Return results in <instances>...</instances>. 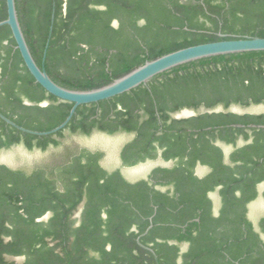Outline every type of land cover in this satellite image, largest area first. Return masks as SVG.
Listing matches in <instances>:
<instances>
[{
    "label": "trees",
    "instance_id": "1",
    "mask_svg": "<svg viewBox=\"0 0 264 264\" xmlns=\"http://www.w3.org/2000/svg\"><path fill=\"white\" fill-rule=\"evenodd\" d=\"M15 5L37 65L75 90L185 47L264 38V0ZM71 106L35 82L9 26H0V113L43 132ZM254 106L264 107V51L177 66L78 106L50 135L0 119V152H16L13 165L0 163V264H178L180 248L181 264H264V211L251 208L259 195L264 201V111H233ZM94 135L121 138L110 164L105 150L83 143ZM148 162L161 164L136 178L124 172ZM198 166L207 172L196 174Z\"/></svg>",
    "mask_w": 264,
    "mask_h": 264
},
{
    "label": "water",
    "instance_id": "2",
    "mask_svg": "<svg viewBox=\"0 0 264 264\" xmlns=\"http://www.w3.org/2000/svg\"><path fill=\"white\" fill-rule=\"evenodd\" d=\"M7 17L5 20L0 21V26H9L14 41L16 43V48L23 59V62L29 71V73L34 78L35 82L38 83L46 92L55 96L56 98L72 103V106L68 112V115L64 121L49 131H33L26 129L22 126L17 125L3 114L0 113V119H2L7 124L13 126L14 128L37 136H46L64 128L67 123L71 120L75 110L78 106L83 104L95 103L102 100L112 98L114 96L120 95L122 93L128 92L133 88L141 84H146L154 76L168 71L177 66L196 61L203 58L252 52V51H264V38L260 37H236L233 39L220 40L210 43H203L198 45H193L178 49L176 51L164 54L156 59L146 61L144 64L136 67L127 74L114 79L109 84L104 86L89 89V90H75L63 87L55 83L47 74L43 67H39L35 62L28 44L26 42L25 36L23 34L18 14L16 10L15 0H5ZM53 21V12L51 15V22ZM51 29H49V37L51 34ZM49 37L46 41L43 56L45 57L46 50L49 43ZM151 224L145 230L144 233L150 229ZM139 245V237L137 238Z\"/></svg>",
    "mask_w": 264,
    "mask_h": 264
},
{
    "label": "rangeland",
    "instance_id": "3",
    "mask_svg": "<svg viewBox=\"0 0 264 264\" xmlns=\"http://www.w3.org/2000/svg\"><path fill=\"white\" fill-rule=\"evenodd\" d=\"M235 112H262L264 111V107L261 106H254L250 107L246 110H240L238 108H233ZM181 116H189V112H183ZM121 138H109L101 135H94L89 139H84L83 143L91 148H100L106 151L107 157L106 161L104 162L106 165L110 164L115 159L116 150L118 145L120 144ZM16 155V152H0V162L6 163L9 165H13V158ZM154 164L147 163L144 165H140L131 169H126L124 172L128 177L136 178L143 174H145ZM252 209L256 211L263 212L264 211V204L257 203L251 206ZM17 261H20V258H16Z\"/></svg>",
    "mask_w": 264,
    "mask_h": 264
},
{
    "label": "crops",
    "instance_id": "4",
    "mask_svg": "<svg viewBox=\"0 0 264 264\" xmlns=\"http://www.w3.org/2000/svg\"><path fill=\"white\" fill-rule=\"evenodd\" d=\"M27 104H29V103H27ZM41 105H45V103H43V104H41ZM189 115H191V113H189ZM0 163H2V162H0ZM148 163H153L154 165L152 166V167H154L155 165H157V164H159L160 162H148ZM6 164V163H5ZM147 164V163H146ZM161 164V163H160ZM151 167V168H152ZM205 172H207V170H206V168H204L203 166H198L197 167V169H196V174H198V175H203ZM146 174V173H145ZM145 174H143V175H145ZM142 176V175H141ZM263 187H264V185H260L259 186V192H261L262 191V189H263ZM215 200H217V194H212L211 195ZM257 203H263L264 204V201H263V199H262V197H261V195H259V197H258V200L257 201H255L253 204H257ZM252 204V205H253ZM251 205V206H252ZM152 219V218H151ZM151 219H150V221H151ZM150 224H151V227H152V223L150 222ZM149 224V225H150ZM148 225V226H149ZM151 227H150V229H151ZM148 228V227H147ZM146 228V229H147ZM148 231H149V229H148ZM147 231V232H148ZM145 232V231H144ZM142 233L140 236H139V239H140V237L141 236H143V235H145L146 233ZM108 250L110 249V248H107ZM147 250H149L152 254H153V256H154V258L156 259V255H155V253H154V251L151 249V248H146ZM187 250V248H180V251H179V258H178V260H177V263L178 264H181V254L182 253H184L185 251ZM22 260V258H20V261ZM236 264H239V262H236Z\"/></svg>",
    "mask_w": 264,
    "mask_h": 264
}]
</instances>
